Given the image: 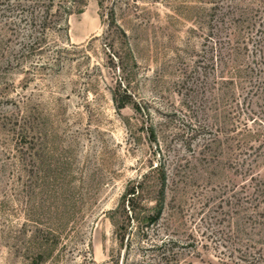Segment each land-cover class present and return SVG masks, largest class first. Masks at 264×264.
Returning <instances> with one entry per match:
<instances>
[{"label":"rangeland","instance_id":"374dc122","mask_svg":"<svg viewBox=\"0 0 264 264\" xmlns=\"http://www.w3.org/2000/svg\"><path fill=\"white\" fill-rule=\"evenodd\" d=\"M83 3L58 52L0 30V264L258 256L264 0Z\"/></svg>","mask_w":264,"mask_h":264},{"label":"trees","instance_id":"16d2710c","mask_svg":"<svg viewBox=\"0 0 264 264\" xmlns=\"http://www.w3.org/2000/svg\"><path fill=\"white\" fill-rule=\"evenodd\" d=\"M79 4L83 5V0H0V30L20 31L17 36L27 37L28 47L34 52L42 53L45 47L58 52L59 45L50 44L51 36L57 34L68 40L69 18ZM21 30L26 34H21ZM125 105L121 103L118 108L123 109ZM230 255L227 259H231ZM238 260L244 264H264V248L258 256L246 254ZM234 263L238 264L232 259L230 264Z\"/></svg>","mask_w":264,"mask_h":264}]
</instances>
